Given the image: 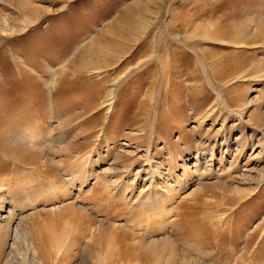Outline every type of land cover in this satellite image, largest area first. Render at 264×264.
<instances>
[{"label": "rangeland", "instance_id": "374dc122", "mask_svg": "<svg viewBox=\"0 0 264 264\" xmlns=\"http://www.w3.org/2000/svg\"><path fill=\"white\" fill-rule=\"evenodd\" d=\"M0 15L30 20L0 35V264H24L18 220L43 264H264V0H0ZM114 159L138 180L105 191Z\"/></svg>", "mask_w": 264, "mask_h": 264}, {"label": "bare ground", "instance_id": "6f19581e", "mask_svg": "<svg viewBox=\"0 0 264 264\" xmlns=\"http://www.w3.org/2000/svg\"><path fill=\"white\" fill-rule=\"evenodd\" d=\"M21 20H19L18 21V23L20 24V26L18 27V28H15V27H13L12 26V23H10V22H8V19H7V15H0V35H5V36H7V35H9V34H12V33H14V32H18V31H22L25 27H27L28 25H29V23H30V20H25L24 22L22 21V22H20ZM186 38V37H185ZM106 107V106H105ZM134 132H135V130H134ZM237 142V141H236ZM252 145H253V143H251ZM232 147V146H231ZM230 145H222V148H224L226 151H228L230 148ZM260 147H262V146H260ZM263 148V147H262ZM222 150V149H221ZM204 154L203 153H201V155L200 154H196V157H195V162H194V164H193V168H194V173H196L197 175H200V177L202 176H211V174L212 175H217V171L215 170V165H214V158H212L213 157V152L212 153H210L209 154V158H207V160H205L204 159V157H202L201 158V156H203ZM77 160V159H76ZM78 162V161H77ZM79 163V162H78ZM118 164V161L116 160V159H114V161H111L110 163H109V167L107 168V169H105V171L107 172L106 173V175L104 176V177H102V179H103V181H104V184L102 185V187L101 188H104V190L106 191L107 190V188H109L110 186H112L113 185V187H115V188H117V189H119V188H121L122 187V184L120 185V184H118V182L120 181V180H116V179H113V177H115V174L116 173H121L120 175H121V177H122V174L123 175H125V177H127L128 179H130V178H132V177H135V178H132L134 181H136V180H138L136 177L137 176H132L133 175V170H134V168L135 167H133V164L131 163V164H129V165H117ZM121 164V163H120ZM83 166V165H82ZM192 166V165H191ZM218 166H220V165H218ZM149 165H147V167H146V169L147 170H149ZM219 168V167H218ZM217 168V169H218ZM151 169V168H150ZM220 169V168H219ZM218 169V170H219ZM223 169H225V171H227V172H230L231 174L232 173H234L233 172V170H232V168H225V166L224 167H222L221 168V170H223ZM227 169V170H226ZM71 171H73V170H71ZM76 171V170H75ZM74 171V172H75ZM224 171V170H223ZM249 171V170H248ZM74 172H73V174H74ZM85 170H84V168L83 167H79L78 169H77V171H76V173H78V174H84V176L86 175L85 174ZM184 173H185V171H183ZM226 172V173H227ZM135 173H136V171H135ZM78 174H76V175H74V176H77ZM247 173H243V174H240V175H236V178L239 180V182H242V181H245L246 179H249L248 177L249 176H251V175H246ZM199 177V178H200ZM73 178H75V177H73ZM73 178H68L67 180H64L65 181V183H67V187H72L73 186V181H74V179ZM81 178V177H80ZM78 179V178H77ZM118 179V178H117ZM153 179V178H152ZM151 179V180H152ZM81 181V180H80ZM143 182V181H142ZM153 183V182H152ZM102 184V183H101ZM149 184H151V183H149ZM66 185V184H65ZM146 185V184H145ZM169 186H170V184H168ZM143 186V185H142ZM144 187V186H143ZM171 187V186H170ZM169 187V188H170ZM42 188V187H41ZM48 188V187H47ZM80 188H81V183H80V187H79V190H78V193H80ZM162 188V187H161ZM39 189V188H38ZM125 188H122V190L120 191V194H119V196H121L124 200H126L127 201V203L130 201V203H131V205L133 206V204L134 203H136L135 201V199L134 200H132V198H131V196L129 195V196H127V198H126V195L124 194V191L126 190H124ZM163 190H162V193H166V191H167V189H168V187H163L162 188ZM168 192H170L169 190H168ZM8 195L9 194H7L6 192H5V190L3 189V188H0V222L1 221H8V219L10 218V215H11V209H12V207H13V204H12V200H10L9 199V197H8ZM116 195V194H115ZM166 195H168V194H166ZM161 196V195H160ZM164 196V195H163ZM158 197V196H157ZM163 199H164V197H162ZM116 200V199H115ZM149 200V199H148ZM107 201V200H106ZM146 202H148V201H146ZM8 203H9V209H8ZM145 203V202H144ZM153 203L154 202H148V206L147 207H150V206H152L153 205ZM142 204V203H141ZM157 204V203H156ZM143 205V204H142ZM155 205V204H154ZM139 206V205H138ZM129 207H131V206H129ZM11 208V209H10ZM144 208V207H143ZM142 208V209H143ZM151 208V207H150ZM132 209H134V208H132ZM147 209V208H146ZM145 209V210H146ZM152 209V208H151ZM154 209V208H153ZM148 210V209H147ZM145 214H146V212H145ZM147 215V214H146ZM22 222V221H21ZM21 222L18 220V222L15 224L16 226H15V228H14V230H13V234H12V243H11V246H10V250L11 251H13L14 249H15V243H16V241L18 240H22L23 242H24V244H25V252H24V257L23 258H21L22 259V262L24 263V264H29V262L30 263H32V264H43V261L40 259V258H37V254H38V252H37V250L35 249V247L34 246H32V244H30V241H28V238H27V233H22V232H24L23 230L24 229H22L21 228ZM95 228V227H94ZM22 229V230H21ZM90 231V230H89ZM93 232V231H92ZM87 234V233H86ZM93 234V233H92ZM91 234V235H92ZM85 235H82V237H84ZM81 237V238H82ZM89 238H91V237H89ZM93 238V237H92ZM91 238V239H92ZM100 238V237H99ZM162 238V237H161ZM161 238L159 239L160 240V246H161V248H160V250H163L164 249V247H165V245H167V243L170 241V239H168V238H163V240H161ZM85 239V238H84ZM82 240V239H81ZM88 240V239H87ZM155 240H157V239H152V240H149V241H146L144 244H142L141 246L142 247H144V249H142V250H147V249H149L150 248V246L151 245H155ZM158 240V241H159ZM78 242V241H77ZM79 243V242H78ZM97 243H98V241H97ZM23 244V245H24ZM100 244V243H99ZM157 245H158V243H156ZM190 244V243H189ZM188 244V245H189ZM17 246V245H16ZM60 247V246H59ZM141 247V248H142ZM58 248V247H57ZM61 248V247H60ZM60 248H58V250H57V253H56V256H59L58 258H60V255L61 254H63V250H60ZM139 248V247H138ZM9 250V251H10ZM87 250V247L85 246V244H84V246H82V251L84 252V251H86ZM141 250V249H140ZM15 251V250H14ZM55 251V250H54ZM19 252V251H18ZM141 252V251H140ZM140 252L137 254V256L138 255H140ZM10 253V252H9ZM21 253V252H20ZM117 253V252H116ZM22 254V253H21ZM130 254V253H129ZM132 254H134V253H132ZM145 254V253H144ZM143 254V255H144ZM63 256V255H62ZM61 256V257H62ZM119 256V257H118ZM117 256V259L115 258V257H113V258H115L114 260H113V263L112 264H114V262L115 263H119V262H121V258L123 259H126L125 258V255L122 257L121 256V258H120V255H118ZM141 256V255H140ZM151 257H152V263H150V264H159V262H160V260H161V258H162V256H161V254L159 253L158 255L156 254V253H154V254H152L151 255ZM138 260V259H137ZM149 260V259H148ZM100 261V260H99ZM13 262V261H12ZM103 262V261H102ZM101 262V263H102ZM141 262V261H140ZM151 262V261H150ZM21 263V262H20ZM95 264H96V262H95ZM120 264V263H119ZM122 264V263H121ZM125 264V263H124ZM141 264V263H140Z\"/></svg>", "mask_w": 264, "mask_h": 264}]
</instances>
